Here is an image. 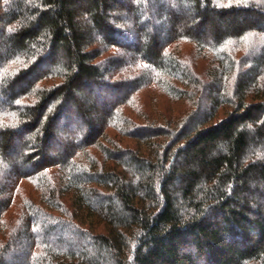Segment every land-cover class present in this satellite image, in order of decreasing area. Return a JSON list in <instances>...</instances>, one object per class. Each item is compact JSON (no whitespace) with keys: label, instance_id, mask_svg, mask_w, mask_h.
Listing matches in <instances>:
<instances>
[{"label":"trees","instance_id":"16d2710c","mask_svg":"<svg viewBox=\"0 0 264 264\" xmlns=\"http://www.w3.org/2000/svg\"><path fill=\"white\" fill-rule=\"evenodd\" d=\"M0 264H264V0H0Z\"/></svg>","mask_w":264,"mask_h":264},{"label":"rangeland","instance_id":"374dc122","mask_svg":"<svg viewBox=\"0 0 264 264\" xmlns=\"http://www.w3.org/2000/svg\"><path fill=\"white\" fill-rule=\"evenodd\" d=\"M127 1V0H126ZM113 96L114 95H108V94H106V100L108 101V102H110V99L111 98H113ZM143 96L146 98V105H148V110L147 111H149V112H151L152 113V111H155V109H154V107H157V108H162L163 110H168V109H170V111L171 110H174V109H177L176 108V106H174V105H170L167 101V99H165V98H168L167 96H164L162 93H161V91L160 90H157L156 88H153V89H151V90H149V91H145L144 93H143ZM119 96H116V98H118ZM116 98H113V99H116ZM112 101V100H111ZM142 102V103H141ZM207 103V102H206ZM205 103V104H206ZM142 104H144V99L141 97V96H138L136 99H135V103H134V105H133V108L135 109V111H138L137 110V108H138V105H142ZM178 106H180L179 104H178ZM204 107V106H203ZM169 111V110H168ZM158 112L156 111L154 114H157ZM74 131H72V133H73ZM65 137H67V135L65 136ZM64 136L62 137L63 139L65 138ZM18 151V149H16L15 150V153ZM13 155H11V157H12ZM67 243H70V244H73V242L71 241H66ZM80 246L82 245L83 246V244L82 243H78ZM73 247V246H72ZM18 254H16L15 256H17ZM17 260V262L18 263H23V256L20 254V256L18 257L17 256V258H16Z\"/></svg>","mask_w":264,"mask_h":264}]
</instances>
